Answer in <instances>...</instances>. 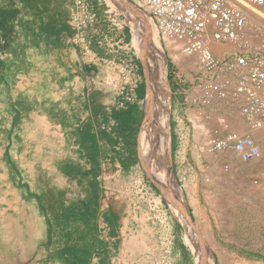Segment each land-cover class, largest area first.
Wrapping results in <instances>:
<instances>
[{"label": "rangeland", "instance_id": "rangeland-1", "mask_svg": "<svg viewBox=\"0 0 264 264\" xmlns=\"http://www.w3.org/2000/svg\"><path fill=\"white\" fill-rule=\"evenodd\" d=\"M94 1L99 18L97 24L87 30L92 49L97 55L108 57L117 63L124 60L135 65L136 70L142 68L144 76L141 75L140 79H144L146 83L141 55L144 54L150 59L152 46L156 43L162 49L165 65L168 61L170 71L177 72L185 84L195 85L200 80L213 79L212 73L199 62L197 54L185 55L174 42L162 37L147 11L138 7L133 0L123 2L134 7V15L127 10L124 12L111 8L106 0ZM72 6L73 0H0V148L7 142V136L11 135V150L16 151L18 161L20 155L26 151V160L22 161L23 168L17 162L11 161L7 152L4 153L5 167L12 173V184L23 193L26 192L29 198H32V194L53 197L57 190H61L63 203L85 194L86 189L84 180L80 184L73 178L65 177L55 168H59L76 153L71 142V126L75 113L78 115V112L73 111L76 106L72 104L79 98L72 94V90L68 92L65 83L58 87L60 97L56 102L39 97L36 81L38 65L34 58L42 53L48 54L42 47L45 38L40 31L41 23L56 14L68 21ZM109 9L115 13V21L107 18L105 11ZM139 16L144 18L148 26V31H143V35H140V47L132 43L130 24L137 19L140 21ZM136 23L139 27L142 25L141 21ZM140 28L144 29V24ZM120 36H124L123 40L127 39L125 46L116 44ZM97 40L101 43H97ZM212 48L220 54L222 48L228 50L231 47L228 44H218ZM171 50L178 60L172 58ZM54 54L53 59L71 57L65 52V48L58 49ZM164 86L169 100L166 77ZM36 108H39V120L31 113ZM15 110L18 115L11 125L13 130H9ZM210 122L213 124L212 120ZM219 123L215 127L210 126L203 134L198 131L195 133L199 144L194 148L190 170L195 174L202 172L204 176L198 185L194 178V186L187 190L186 196L178 183L176 193L164 187L165 173L168 177L171 175L169 158V166L161 168L154 177L150 171L145 170L140 160L135 166L120 170L118 175H107L106 171L113 170L108 166L100 180L103 201L152 203V197L148 196L146 190L152 192L153 177L168 203H200L197 208L200 222L190 223L188 236L196 228L200 229L199 235L197 234L199 237L193 235V238L210 251L212 264H264V132H258L259 141L262 143L259 157L253 161H241L233 153L216 154L204 149L207 138L216 133ZM241 129L235 126L231 128L224 121L220 128L223 131H242ZM168 130L169 136V126ZM22 134L26 136V142L17 146L22 143ZM160 165L163 166L164 163L160 161ZM226 165L228 168H225ZM21 172L24 174L21 175ZM144 184L146 185L143 187ZM44 218L46 236L36 248V241L26 236L24 238L21 232L16 231L15 240L5 239L4 234L0 233V264H60L58 260L48 262L46 259L49 253L52 254L61 245L63 232L55 229L53 233H49L45 215ZM185 240L188 243L187 238ZM44 261L47 263H43Z\"/></svg>", "mask_w": 264, "mask_h": 264}, {"label": "crops", "instance_id": "crops-1", "mask_svg": "<svg viewBox=\"0 0 264 264\" xmlns=\"http://www.w3.org/2000/svg\"><path fill=\"white\" fill-rule=\"evenodd\" d=\"M74 34L72 28L71 33H63L56 40L53 34L46 35L43 33L45 42L42 47L48 51V54L42 53L34 58L38 65L36 72L37 92L40 94L39 97L42 96L44 99L56 102L60 97L58 87L65 83L68 92L72 90V94L79 98L72 104L76 106L73 111H77L78 115L75 113L71 129L77 124L83 123L90 125L96 136L102 129L110 133L113 121L109 118L103 122L99 111L95 112L94 115L93 111L100 107L109 112L119 98V87L123 83L125 84L124 81H121V72H128L127 68L135 69L136 66L124 60L117 63L113 59L97 55L92 49L91 42L88 46L76 43L73 40ZM126 40L122 41L124 45L127 44ZM61 47L70 54V59L67 57L53 59L54 53L58 49H62ZM222 49L224 50V48ZM170 55L175 61L178 60L172 50ZM0 58L2 59L1 55ZM116 68H118L117 71H115ZM163 70L167 78L168 101H170L168 126L170 127L169 169L171 171L169 177L165 173L163 183L166 190L174 191L177 189L176 183H178L182 187L183 195L186 196L187 190L194 186V178H196L198 185L199 180L201 184L204 176L202 172L195 174L190 170V160L193 158L194 148L199 144L195 133L198 131L203 134L206 129L212 125L215 127L218 122L220 123L216 130L221 132L223 131L220 130L223 121L231 128L235 126L239 129L242 128V132L247 133L249 131H247L245 121L240 113V98L214 99L208 105L194 103L192 102L194 84H185L177 72L170 71L167 64L163 65ZM135 71L137 82L133 89L134 102L140 112L142 111V121L146 83L144 79H140L141 75L144 76L142 68L135 69ZM139 93L143 94L142 98L139 97ZM38 111L39 108H36L31 112L36 120L41 119ZM13 113L15 114L16 110ZM211 120L213 124L210 122ZM11 125H13V120L8 127L9 130L14 128L13 126L11 128ZM24 125L26 126V123ZM141 125L137 140L138 162L140 160L138 141ZM24 130L26 131L27 128ZM171 133L173 134V143ZM252 135L259 147L262 148L258 133H252ZM1 136L2 134H0V138ZM20 136L22 143L17 146H22L26 142V136L23 134ZM73 141L74 136H72L71 142L76 153L74 156H70L68 161L81 166V171H88L90 165L87 158L82 155V150ZM11 147H13V141L10 135L7 136L4 147L0 148V233L4 234L5 239L15 240L17 239L15 234L21 232L24 238L26 236V238L36 241V248V245L44 241L46 236L45 218L41 214L35 198H29L26 192L23 193L22 190H18L10 180L12 173L5 167L4 153L7 152L10 160L17 162L20 168L24 166L22 161L26 160V151L20 155V161H18L16 151L11 150ZM98 150L100 151L98 156L100 180L108 166H111L113 170L106 171L107 175H118L123 168L115 157L112 146L99 139ZM136 163L132 166H135ZM55 168L56 170L59 169L58 166ZM22 174L24 173L21 172ZM78 174L80 173L78 172L76 175ZM75 181H77L76 178ZM146 192L149 197H152V203H99V213L93 220L95 226L91 232H87L84 221L75 226L73 224L70 226L72 240L76 238L77 233L83 232L87 234L89 240L94 241V249L98 253L92 256L89 264H197L195 250L199 245L194 240L193 235L199 237L198 231L200 229L196 228L195 232L192 231V236H188V229L190 223L199 224L200 222L197 218L199 216L197 208L200 203H168L153 177L152 192L147 190ZM85 194L69 201L83 198ZM54 229L62 230L58 227H54ZM186 238L189 244L186 242ZM101 249L106 253L104 263L100 262L101 255L99 253L102 251ZM50 261L53 260H48V262ZM43 263L47 262L44 261ZM58 263L62 264L59 261Z\"/></svg>", "mask_w": 264, "mask_h": 264}, {"label": "built area", "instance_id": "built-area-1", "mask_svg": "<svg viewBox=\"0 0 264 264\" xmlns=\"http://www.w3.org/2000/svg\"><path fill=\"white\" fill-rule=\"evenodd\" d=\"M133 1L147 11L162 37L174 42L185 55L197 54L201 65L212 73L213 79L194 85L192 102L208 105L214 99L240 98V113L249 132L215 130L204 149L233 153L241 161L258 158L260 149L252 133L264 132V0ZM96 8L94 0H73L68 22L76 43L90 44L87 29L98 22ZM105 12L115 21V13L110 9ZM123 37H118L116 44H123ZM218 44L231 48L216 54L212 46ZM127 70L129 73L120 74L125 84L119 87L116 108L135 101L136 71Z\"/></svg>", "mask_w": 264, "mask_h": 264}, {"label": "trees", "instance_id": "trees-1", "mask_svg": "<svg viewBox=\"0 0 264 264\" xmlns=\"http://www.w3.org/2000/svg\"><path fill=\"white\" fill-rule=\"evenodd\" d=\"M94 3L96 4L95 1ZM40 31L46 35L53 34L55 39L58 40L63 33H71L72 26L67 19L61 18L59 14H56L51 15L44 23H41ZM93 44L95 43L93 42ZM139 97L142 98L143 94L139 93ZM97 111L101 114L103 122L109 118L113 121L110 133L104 129L99 130L97 138L90 125L83 123L77 124L71 131L74 136V144L82 150V155L87 158L90 165L89 170L81 171V166L69 161H64L59 166L60 172L65 176L73 179L76 178L80 184L83 180L85 181V196L77 200L68 201L67 204L63 205L64 198L61 190H57L53 197L32 194V197L39 204L40 211L46 216L48 232L53 233L55 230L54 227L63 230L61 245L57 246L52 251V254L49 253L47 255V260H58L62 264H89L92 256L98 253L94 249V241L89 240L86 233H77L76 238L72 240L70 226L72 224L75 226L77 223L84 221L87 232H91L95 226L93 220L99 213V203H104L99 177V139L106 141L112 146L115 157L124 170L128 169L137 161V140L142 122V111L140 112L135 102L126 103L124 108H116L113 106L109 112L99 107L93 111V115ZM17 115L18 113L16 112L13 121H15ZM171 141L173 143L172 133ZM119 144V149H115V146ZM78 172L80 174L76 175ZM99 254L101 255L100 262L104 263L106 258L105 251L102 250Z\"/></svg>", "mask_w": 264, "mask_h": 264}, {"label": "bare ground", "instance_id": "bare-ground-1", "mask_svg": "<svg viewBox=\"0 0 264 264\" xmlns=\"http://www.w3.org/2000/svg\"><path fill=\"white\" fill-rule=\"evenodd\" d=\"M106 2L118 10H127L134 15L136 10L133 6L123 2V0H106ZM138 9V8H137ZM126 11V12H127ZM130 15V14H129ZM141 24H144V29H141L142 25L136 22H140L139 19L134 23L131 21L132 28V43L140 47L141 40L140 35L143 31L147 32L148 26L145 23L143 17L139 16ZM143 35V34H142ZM145 41V40H144ZM214 46V45H213ZM152 54L150 59L141 55L142 63L144 66L146 76V95L144 101V117L142 120L140 137H139V152L140 161L145 169L150 171V174L154 177L157 171L161 168L169 166V136H168V109L169 101L164 86V70L165 64L162 49L158 45L153 44ZM153 57V58H152ZM160 161L164 163L160 165ZM199 246L196 247V259L197 264H212L210 258V251L198 241Z\"/></svg>", "mask_w": 264, "mask_h": 264}]
</instances>
